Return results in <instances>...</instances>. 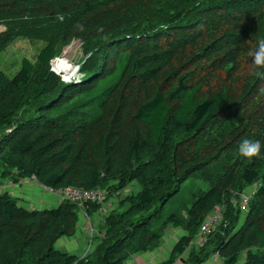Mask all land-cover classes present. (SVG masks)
Wrapping results in <instances>:
<instances>
[{
    "label": "trees",
    "instance_id": "16d2710c",
    "mask_svg": "<svg viewBox=\"0 0 264 264\" xmlns=\"http://www.w3.org/2000/svg\"><path fill=\"white\" fill-rule=\"evenodd\" d=\"M0 27V53L18 39L43 44L13 78L0 72V179L110 196L140 188L119 199L80 259L57 247L80 232L77 204L28 208L1 189L0 264H129L157 250L169 226L182 232L163 264L215 253L221 264H264V77L253 74L264 69L250 55L264 38V0H0ZM165 37L173 41L158 47ZM74 41L81 79L65 83L50 63ZM119 87L132 88L129 105ZM244 139L261 141V158L239 155ZM195 178L206 189L184 201L186 190L165 215ZM252 186L242 216L239 195Z\"/></svg>",
    "mask_w": 264,
    "mask_h": 264
},
{
    "label": "rangeland",
    "instance_id": "374dc122",
    "mask_svg": "<svg viewBox=\"0 0 264 264\" xmlns=\"http://www.w3.org/2000/svg\"><path fill=\"white\" fill-rule=\"evenodd\" d=\"M236 12L237 11H235L234 9V15L235 14L237 15ZM0 30H3V28L0 27ZM165 38L166 39L155 41L156 45L160 48H163L164 45L173 41V39L171 38L168 37ZM42 46L43 44L41 42L31 43L23 39L16 40L5 51L0 53V72L3 73L9 79L13 78L15 74L19 71L22 60L26 59L29 61H33L34 57L36 56L38 51L42 48ZM82 56L83 55L81 52L80 43L74 41L70 47L65 48L63 50L60 57L55 58L54 60L51 61L50 63L51 71L61 80H63V76L69 77L71 73L72 76L70 78L71 81H75V82L78 81L79 83L81 79L79 73V66H80L79 64ZM60 60H65L69 66L62 67L58 65ZM67 69H69L70 72H65ZM76 69H78V71L75 72ZM202 73L204 74V72ZM218 77L221 78V74L218 73ZM65 83H69V82L66 81ZM118 90L120 91V96L123 101V104L129 105L126 98L128 94H132V88H130L129 90H122V87H119ZM160 91L163 93L162 90ZM150 95L151 96L154 95L153 89ZM10 182H11L10 178L0 179V188L8 189ZM23 186L30 189H28L27 197L26 196L23 197L22 194L21 199H19L21 200L22 206L28 208L48 209L53 207L54 204H57V202L54 200L55 197L53 195H49L41 191L40 188H36L35 185L31 183H25ZM182 186L183 187L180 190V194L174 196L173 199L169 202V204H167L166 207L164 208L165 215L169 213L172 201L173 202L176 200L179 201L181 194L185 193L186 190H187L186 192L187 194L185 193L183 197L184 201H187L191 196L190 194L198 191V189L200 190L206 189V185L198 178L193 179L191 182L184 183ZM139 189L140 188L138 184L136 182H133L127 185V187L124 190H122L121 192H119L114 196H110L109 194H107V200L103 204H101V208L98 214L91 215L89 218L90 222H86L84 218L80 217V225H79L80 232H78L74 237L70 238V240L63 239L59 241L57 246L58 249L61 252L68 251V253L79 257V259L86 258L93 251V248H95L94 242L96 241L95 239L97 237H100L99 232L101 233V235L104 233L103 228L101 226L103 224V220L105 216H108L112 212H119L120 211V208L118 206L119 199H122L126 195L136 194L139 191ZM17 194L20 195L21 193H17ZM181 211L182 208H179L177 210V215L181 214ZM240 211L242 213V216H244L243 214H246L247 212V210L245 212L242 210ZM90 228L94 231V234L92 236H90L89 234ZM179 232L182 231L179 230ZM179 232L177 231V228L173 229V227L170 226L166 227L165 230L163 231V238L160 241V243H158V249L153 251L152 253H144L143 255L137 256L136 259L133 261V263L131 261L129 264H163L167 260V255L171 250V247L177 241ZM206 239L203 241V244L206 242ZM90 240L91 242H89ZM192 246H194L195 248L201 247V246L197 247L194 243ZM70 248L73 251L69 252ZM219 261L221 262V260ZM175 264H183V260L180 258ZM205 264H221V263H212L208 260L207 263Z\"/></svg>",
    "mask_w": 264,
    "mask_h": 264
},
{
    "label": "built area",
    "instance_id": "2783aa9c",
    "mask_svg": "<svg viewBox=\"0 0 264 264\" xmlns=\"http://www.w3.org/2000/svg\"><path fill=\"white\" fill-rule=\"evenodd\" d=\"M78 71V69L75 70V72ZM72 76L69 75V77L63 76V81L70 82ZM29 181V180H28ZM30 181L34 182V179L32 178ZM35 183V182H34ZM38 185V184H37ZM40 190L43 192L53 195L56 198H59L60 202L62 201H68L74 204H77V206L81 209V217L86 220V222H90L88 215L85 213V206L89 203H96V204H103L107 200V192L105 190L101 189H79V188H73L69 187L66 189L55 191L50 188H45L41 185H38ZM255 186H252L251 189H247L246 191H243L239 195V208L242 211H246L251 199L253 198L255 194ZM221 212L219 210L214 211L200 226L198 235L194 241V244L199 247L203 244V241L207 236L211 234L213 229L218 224L219 220L221 219ZM90 226V224H89ZM89 234L92 236L94 234V231L90 228ZM91 242V240L89 241ZM220 255L218 253L213 254L209 261L212 263H220Z\"/></svg>",
    "mask_w": 264,
    "mask_h": 264
},
{
    "label": "clouds",
    "instance_id": "9594fccd",
    "mask_svg": "<svg viewBox=\"0 0 264 264\" xmlns=\"http://www.w3.org/2000/svg\"><path fill=\"white\" fill-rule=\"evenodd\" d=\"M252 65L256 69H264V38L257 41V48L251 52ZM256 76L264 77V73L256 71ZM239 155L246 159L261 158L262 144L259 140L244 139L238 148ZM50 195V194H49Z\"/></svg>",
    "mask_w": 264,
    "mask_h": 264
},
{
    "label": "crops",
    "instance_id": "0c3cea01",
    "mask_svg": "<svg viewBox=\"0 0 264 264\" xmlns=\"http://www.w3.org/2000/svg\"><path fill=\"white\" fill-rule=\"evenodd\" d=\"M25 183H31V184H33V185H35V187L36 188H39V186L36 184V183H34V182H32V181H21L19 184H9V193H11L13 196H16L17 198H20L21 199V195L23 194V197L24 196H26L27 197V194H28V189H30V188H27V187H24L23 185L25 184ZM1 189V188H0ZM7 189V190H8ZM42 191V190H41ZM17 193H21L20 195H18ZM54 198V197H53ZM54 200L57 202V203H60V200H59V198H54ZM82 235V234H81ZM70 240V239H69ZM71 251H73L71 248H70V250H69V252H71ZM136 259V257L135 258H133L131 261H132V263H133V261Z\"/></svg>",
    "mask_w": 264,
    "mask_h": 264
},
{
    "label": "bare ground",
    "instance_id": "6f19581e",
    "mask_svg": "<svg viewBox=\"0 0 264 264\" xmlns=\"http://www.w3.org/2000/svg\"><path fill=\"white\" fill-rule=\"evenodd\" d=\"M60 61L66 62L65 60H60ZM65 72H70V71H69V69H67ZM70 75H71V73H70Z\"/></svg>",
    "mask_w": 264,
    "mask_h": 264
}]
</instances>
